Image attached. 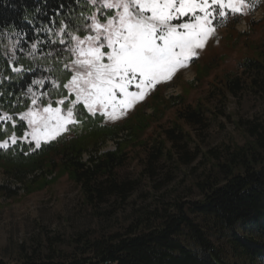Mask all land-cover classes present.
<instances>
[{
  "label": "trees",
  "instance_id": "1",
  "mask_svg": "<svg viewBox=\"0 0 264 264\" xmlns=\"http://www.w3.org/2000/svg\"><path fill=\"white\" fill-rule=\"evenodd\" d=\"M102 2L0 0V144L9 143L0 146V169L20 183L33 177L25 186L27 194L68 176L87 206L97 210L113 199H130V180L121 179L119 170L130 161V150H150L151 139L153 164L173 159L179 166H191L201 156L211 164L196 184L204 197L190 205L195 219L184 206L177 215L164 209L151 212L124 235L82 238V251L73 257H61L51 244L47 254L34 251L15 263L0 264H264V116L235 123L246 138L244 145L201 152L199 146L190 150L193 141L185 131L205 122L207 112L201 105L178 110L171 129L160 124L168 101L157 96L153 114L142 107L122 124H108L82 103L73 105L75 93L65 87L75 74L73 37L94 35L92 18L103 21L114 15ZM240 69L242 75L220 78L214 91L231 97L249 93L264 103V49H256ZM208 74L198 68L197 80ZM48 106L66 112L72 107L74 122L37 147L25 140L29 125L20 116L32 107ZM156 124L159 139L147 140ZM110 142L115 150L102 152ZM6 189L1 186L0 192ZM156 222L161 225L155 227Z\"/></svg>",
  "mask_w": 264,
  "mask_h": 264
},
{
  "label": "rangeland",
  "instance_id": "2",
  "mask_svg": "<svg viewBox=\"0 0 264 264\" xmlns=\"http://www.w3.org/2000/svg\"><path fill=\"white\" fill-rule=\"evenodd\" d=\"M225 2L235 3L239 11L234 13L231 9H225L224 18L214 13V35L203 49L197 50L198 55L186 67L178 69L171 79L145 89L144 98L122 111L118 110L115 119L108 118L103 110L95 112H103L108 124H122L142 107H145L147 115L153 114V97L157 96L160 100L168 101L164 103L168 109L160 124L164 129H171L172 122L177 121L178 110L186 107L194 109L201 105L207 112L205 122L201 126L185 127L193 141L190 150L199 146L201 152H207L222 150L230 144L244 145L246 138L235 123L263 117V100L249 93L238 97L220 95L214 91V85L226 74L242 75L240 64L243 60L254 57L256 49H264V0ZM191 18L184 17L181 22ZM198 68L208 70L209 74L197 80ZM129 91H136L135 84L129 86ZM120 98L117 93V99ZM51 108H59L60 116L67 118V112L61 107ZM44 109L32 107L26 115L20 116L29 125L26 141L36 144L33 139L35 131L41 144L62 134L71 124H65L56 132V120L53 118L45 129L39 117L52 114L44 113ZM29 120L33 123L29 124ZM157 128V124L154 125L145 138L159 139L161 131H155ZM149 140L150 150H130V161L119 170L121 179L130 180V199L124 202L113 199L97 210L87 206L80 188L68 176L42 191L27 194L25 186L33 177H27L20 183L0 169V187L11 191L10 194L6 190L0 192V261L15 263L34 251L47 254L51 244L61 257H73L82 251V238L124 235L131 225L149 217L151 212L164 209H168L170 215H177L179 208L184 206L188 216L195 219L189 208L193 202L203 199L196 184L204 179L211 164L203 156L191 166H179L173 159L153 164L150 160L154 154L151 149L153 140ZM14 142L15 139H12L11 144ZM0 145L6 147L9 143ZM166 147L167 150L171 149V143L166 142ZM114 150L115 145L110 142L102 152ZM154 225L159 227L161 224L156 222Z\"/></svg>",
  "mask_w": 264,
  "mask_h": 264
},
{
  "label": "snow or ice",
  "instance_id": "3",
  "mask_svg": "<svg viewBox=\"0 0 264 264\" xmlns=\"http://www.w3.org/2000/svg\"><path fill=\"white\" fill-rule=\"evenodd\" d=\"M102 7L115 10L114 15L103 21L93 17L94 35L73 37L75 74L65 87L75 93L73 105L83 101L89 112L103 110L110 119L116 118L118 110L143 99L145 89L171 79L198 55L197 50L214 35V13L224 18L225 9L239 11L235 3L225 0H103ZM189 16L192 18L181 22ZM132 84L136 91L130 92ZM43 111L52 114L39 117L45 129L53 118L56 132L74 122L72 107L68 108L67 118L60 116L59 108L49 106ZM33 139L39 147L35 131Z\"/></svg>",
  "mask_w": 264,
  "mask_h": 264
},
{
  "label": "crops",
  "instance_id": "4",
  "mask_svg": "<svg viewBox=\"0 0 264 264\" xmlns=\"http://www.w3.org/2000/svg\"><path fill=\"white\" fill-rule=\"evenodd\" d=\"M79 102L82 103V104L84 105L83 101H79ZM86 108H87V107H86ZM87 110H88V109H87ZM90 113H92V114H94V115H95V114H99V115L104 116V115L102 114L103 112H99V111L94 112V113H93V112H90Z\"/></svg>",
  "mask_w": 264,
  "mask_h": 264
}]
</instances>
